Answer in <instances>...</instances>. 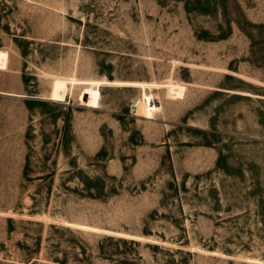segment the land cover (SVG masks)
<instances>
[{"label": "rangeland", "instance_id": "1", "mask_svg": "<svg viewBox=\"0 0 264 264\" xmlns=\"http://www.w3.org/2000/svg\"><path fill=\"white\" fill-rule=\"evenodd\" d=\"M0 51V264H264V0H0Z\"/></svg>", "mask_w": 264, "mask_h": 264}, {"label": "bare ground", "instance_id": "2", "mask_svg": "<svg viewBox=\"0 0 264 264\" xmlns=\"http://www.w3.org/2000/svg\"><path fill=\"white\" fill-rule=\"evenodd\" d=\"M8 63V54L5 51H0V67H7ZM67 80L66 79H56L53 82L54 85V94H53V99H63L65 96V89H67Z\"/></svg>", "mask_w": 264, "mask_h": 264}, {"label": "trees", "instance_id": "3", "mask_svg": "<svg viewBox=\"0 0 264 264\" xmlns=\"http://www.w3.org/2000/svg\"><path fill=\"white\" fill-rule=\"evenodd\" d=\"M9 222L11 223V220H9ZM53 228V227H52ZM107 242V241H112V239L111 238H104L103 240H101V242ZM118 242H122V241H118ZM124 243H125V241H123ZM80 249H81V251L83 252V254L84 255H86V253H87V250L84 248V247H82V246H80ZM100 253H101V255H105V252H104V249L103 248H100ZM57 262V261H56ZM28 264H37V262L36 261H30V262H28Z\"/></svg>", "mask_w": 264, "mask_h": 264}]
</instances>
